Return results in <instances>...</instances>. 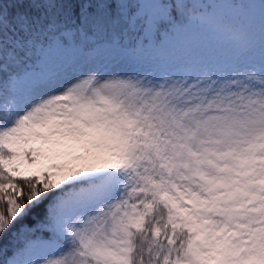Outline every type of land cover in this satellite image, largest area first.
Wrapping results in <instances>:
<instances>
[{
  "label": "snow or ice",
  "instance_id": "snow-or-ice-1",
  "mask_svg": "<svg viewBox=\"0 0 264 264\" xmlns=\"http://www.w3.org/2000/svg\"><path fill=\"white\" fill-rule=\"evenodd\" d=\"M0 264H264V0H0Z\"/></svg>",
  "mask_w": 264,
  "mask_h": 264
}]
</instances>
